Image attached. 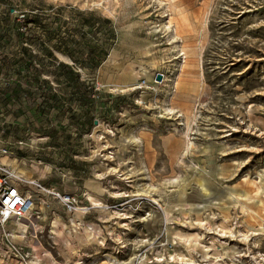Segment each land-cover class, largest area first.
Instances as JSON below:
<instances>
[{
	"label": "rangeland",
	"instance_id": "1",
	"mask_svg": "<svg viewBox=\"0 0 264 264\" xmlns=\"http://www.w3.org/2000/svg\"><path fill=\"white\" fill-rule=\"evenodd\" d=\"M181 19L173 36L167 27ZM144 70L173 80L172 95L164 83H143ZM93 86L95 98L87 94ZM72 99L77 105L66 106ZM166 109L181 118H161ZM96 121L114 136L100 141ZM0 136L19 142L12 153L28 177L83 203L88 181L110 190L111 219L129 218L106 225L112 236L94 247L105 255L97 264H191L190 255L206 264L189 245L200 240L183 223L190 219L249 232L254 257L241 260L245 246L235 237L208 244L211 261L264 263V193L261 207L244 210L228 199L253 195L248 180L264 186V0H0ZM125 140L137 143L126 144L127 153L119 148ZM201 178L217 188L210 202L226 209L207 201L201 217L181 212L205 204ZM165 205L176 223L165 221Z\"/></svg>",
	"mask_w": 264,
	"mask_h": 264
},
{
	"label": "built area",
	"instance_id": "2",
	"mask_svg": "<svg viewBox=\"0 0 264 264\" xmlns=\"http://www.w3.org/2000/svg\"><path fill=\"white\" fill-rule=\"evenodd\" d=\"M158 75L163 83L164 74L157 73L156 79ZM166 111L161 118L173 115ZM18 144L0 136V264H97L105 255L97 257L101 252L93 250V234L101 230L102 247L112 236L111 226L106 225L125 219L121 215L115 219L99 217L95 223L89 220L96 208L88 192L83 203L82 195L62 192L39 178L28 177L18 165L19 157L12 153ZM106 207L110 212L108 204Z\"/></svg>",
	"mask_w": 264,
	"mask_h": 264
},
{
	"label": "bare ground",
	"instance_id": "3",
	"mask_svg": "<svg viewBox=\"0 0 264 264\" xmlns=\"http://www.w3.org/2000/svg\"><path fill=\"white\" fill-rule=\"evenodd\" d=\"M184 20V19H183ZM183 20L181 19V20H179V21H177V23H176V26L173 28L172 27V24L170 23L169 25H168V30H170V32H171V34L173 35V36H176V34L178 33V31H179V28L181 29V27H182V24L184 23L183 22ZM153 32H157V30L156 29H154L153 30ZM147 52H151L150 50H148ZM180 55V54H179ZM181 56H182V54H181ZM186 62H187V60H186V57L184 56V60H183V63L181 64V67H183L184 69H185V67L187 66L186 65ZM153 66H154V63L152 64ZM183 68H182V70H183ZM187 69V68H186ZM188 70H189V66H188ZM133 71V70H132ZM133 73H135L134 71H133ZM157 73H159V72H157ZM157 73L155 72V73H153V74H151L150 75V72H147V70H144L143 71V73H142V75L144 76H147L146 78H147V81H145V84L148 86V87H150V86H153L154 88H157L156 86L157 85H160V84H162V82L160 83V81H158L157 79H156V75H157ZM135 75H136V73H135ZM139 74H137V76H138ZM155 75V76H154ZM139 77V76H138ZM164 79H165V81L163 82L166 86H167V88H168V95H172L171 94V85H172V81L173 80H170L167 76H166V74H164ZM162 110H164V109H162ZM169 112L171 113V114H178V111H176V110H169ZM181 116H182V114H178V117H180L181 118ZM177 117V116H176ZM97 124V123H96ZM143 130H146V129H143ZM94 132V131H93ZM92 132V133H93ZM95 134L96 133H98L99 135H100V141H102L104 138H106V137H104L103 136V134H107V135H112V136H114V133L111 131V130H108V129H106L105 127H104V125H103V123L102 122H99L98 123V125H96V127H95V132H94ZM94 134V135H95ZM205 135H209V134H205ZM92 136V135H91ZM96 139V138H95ZM169 139V138H168ZM94 140V139H93ZM97 140H99V139H97ZM136 141H139L138 139L136 140ZM135 144V141H133V142H131V141H121V145L119 146V148H120V150H122V151H124L125 153H127V151H126V144ZM108 143H106V145H107ZM137 144V143H136ZM135 144V145H136ZM143 144V143H142ZM96 145V144H95ZM98 145V144H97ZM105 145V144H104ZM103 145V146H104ZM109 145V144H108ZM103 146H102V148H103ZM138 146V145H137ZM100 148H101V146H100ZM101 148V149H102ZM110 148V147H109ZM139 148H140V146H139ZM194 148H196V143L195 142H193V141H189V143H188V145H187V149L188 150H190V152H192V150L194 149ZM105 148H103L102 149V151L104 150ZM106 149H108V147L106 148ZM98 150H99V148H98ZM97 150V151H98ZM141 151V150H140ZM99 152H100V150H99ZM109 152V151H108ZM107 152V153H108ZM119 152V154L121 153L120 151H118ZM117 154V153H116ZM96 155V154H95ZM104 155V154H103ZM106 156V155H105ZM111 156V155H110ZM104 157V156H103ZM113 157V156H112ZM110 157L108 156L107 157V159H109ZM105 159H106V157H105ZM108 161H110V160H108ZM124 163H126V162H124ZM123 163V164H124ZM49 164V163H48ZM127 164V163H126ZM107 165V164H106ZM142 165H144V163L142 164ZM108 166V165H107ZM146 165H144V167H145ZM53 167V166H52ZM105 167V166H104ZM109 167V166H108ZM46 170H50V167L49 166H46ZM114 173H118V170H116V171H114ZM48 174V173H47ZM105 175V174H104ZM119 177V176H118ZM100 179V178H99ZM127 179V178H126ZM141 179H143V178H141ZM146 180V179H145ZM126 181V180H125ZM132 182V181H131ZM178 182V181H177ZM198 185H199V187H200V190H201V193H203L204 194V196H205V204H203V205H200V204H198V205H192V206H188V205H186V207H184L183 208V206H182V210H181V212L182 213H184V214H186L187 213V211H194V212H196L197 213V215H198V217H201V215H202V213L206 210V209H208V208H210L212 205H214V206H218V205H222V206H220V207H222L223 209H226L223 205H224V202H220V203H214V204H212V199H211V202H210V198H211V196H213V194L216 192V190H217V188H212L211 186H212V184L210 185L209 184V180L206 178H201V179H198ZM248 183H253V184H255L256 185V192L253 194V195H250L251 193H249L247 190L245 191V190H243V194H238V195H233V194H231L230 196H229V194H228V199L229 200H231L233 203H237L240 207H242L243 208V210L244 209H246L248 206H246V204H252V205H255V206H257V207H261V205L263 204V200L261 199V196H262V194L264 193V186H263V179L262 178H260V181H258V182H254V181H251V180H248L247 181ZM86 187H87V190H88V198H89V200H90V202H91V205L94 207V208H96L97 209V211L100 213L99 214V216H100V218L101 219H105L106 218V216H111V214H110V212H109V210H108V208L106 207V203H105V199H104V196H105V193H107V192H109L110 190H108L107 188H103L102 187V185L100 184V183H98V182H96V181H88L87 183H86ZM215 187V186H214ZM114 190H116L117 188L116 187H112ZM151 188V187H150ZM149 188V189H150ZM140 189V188H139ZM198 189V188H197ZM142 191V190H141ZM119 192V191H118ZM144 192H148L147 190H144ZM218 193V192H217ZM120 194V193H119ZM122 194V193H121ZM138 194V193H137ZM136 194V195H137ZM147 194V193H146ZM148 194H150V195H153V194H151V192L149 191L148 192ZM110 195V194H109ZM115 195H117V194H115ZM139 195V194H138ZM184 195V194H183ZM183 195H182V197H183ZM225 195V194H224ZM112 196V195H111ZM118 196V198L119 197H121L120 195H117ZM129 196V195H128ZM221 196H223L222 194H221ZM138 197V196H137ZM156 197V196H155ZM185 197V196H184ZM116 198V197H115ZM221 198V197H220ZM153 199V198H152ZM166 199V198H165ZM204 199V198H203ZM227 199V198H226ZM162 200H164V199H162ZM161 200V201H162ZM220 200V199H219ZM223 200V199H222ZM151 201H153L154 202V204H158V205H160L159 204V201H157L156 199L155 200H151ZM160 201V202H161ZM167 201V200H166ZM207 201H209L210 202V204H211V206H210V204H208V205H206V203H208ZM164 202V201H163ZM201 203V202H200ZM227 203V202H226ZM165 204V203H164ZM186 204V203H185ZM236 204V205H237ZM234 205V204H233ZM161 206V205H160ZM228 206V205H227ZM226 206V207H227ZM162 207V206H161ZM213 207V206H212ZM219 207V206H218ZM249 208V207H248ZM112 209V208H111ZM163 209V214H164V217H165V221L168 223V224H170L172 221L173 222H175L176 223V221H177V219L176 218H174L173 217V214H172V212L166 207V205H165V208H162ZM178 211L180 210L179 208L177 209ZM209 211V210H208ZM250 211H253L254 212V214H256V212L254 211V209L253 210H250ZM150 212V211H149ZM186 212V213H185ZM120 213V212H119ZM136 213V212H135ZM118 214V213H117ZM152 214V213H151ZM189 214V213H188ZM121 216V215H120ZM135 217V216H134ZM133 217V218H134ZM115 218V217H114ZM117 218V217H116ZM122 218V217H121ZM124 219H127V218H129V217H123ZM143 218V217H142ZM139 220V219H138ZM140 220H143V219H140ZM185 220V219H184ZM187 220V219H186ZM191 220V219H190ZM189 220V222H187V221H183V223L184 224H187V225H189L190 226V230L191 229H194L195 231H197V232H199V234H200V240H195V244L193 245V247H192V244H189L190 245V247L191 248H196V246H199V248H200V252L202 253V256H203V258L207 261L206 262V264H237V263H235V261H234V259H229L231 262L230 263H228L227 262V260L228 259H226V258H221L220 259V261L219 262H217V260L214 262V261H211V257H210V254H211V248L208 246V244H212V242L213 241H216L217 243H219V246L220 247H223V246H225V244L227 243L226 241H225V239H228V238H234L235 239V237H237V238H240L239 240H241V241H243V245L245 246V250H243V252H244V254H243V256H240L241 257V260L243 259V257L244 258H248L247 257V255L248 256H255L253 253L254 252H252L251 250H253V249H251L250 248V246H248V242H249V238H250V235H249V232L248 231H244V230H242L241 229V227L242 226H239L238 228L239 229H237L236 231H234L233 229H227L225 226L224 227H218V226H216L217 228L216 229H214L213 228V226H212V222H213V220L214 219H197V221H195V222H193V221H190ZM145 221V220H144ZM143 221V222H144ZM164 221V222H165ZM178 221H180V220H178ZM128 222V221H127ZM140 222V221H139ZM158 222V221H157ZM224 222L225 223H228V221H227V219L226 220H224ZM117 223V222H116ZM156 223V222H155ZM160 223V222H159ZM121 224V223H120ZM123 224V223H122ZM141 224V223H140ZM179 225H180V223H178ZM182 224V223H181ZM238 224V223H237ZM125 225H129L128 223H126ZM125 225H122V226H120V227H123V226H125ZM157 225V224H156ZM166 225V224H165ZM184 226V225H183ZM114 227V226H113ZM119 227V226H118ZM227 227H228V224H227ZM246 227V226H245ZM165 228V227H164ZM248 228V227H247ZM246 228V229H247ZM125 229V228H124ZM235 229V228H234ZM168 230V229H167ZM181 230V229H180ZM214 231V232H213ZM218 232V233H217ZM116 233V232H115ZM123 233V232H122ZM188 233H190V232H188ZM61 234V233H60ZM118 234V233H117ZM237 234V235H236ZM258 234H254L253 236H257ZM15 236H16V238H18V236L15 234ZM87 236H90V234H88V231H87ZM101 236H102V232H101V230L100 229H98V232H95L94 234H93V236H92V238L94 239V243H96V244H99V245H102V241L100 240L101 239ZM124 238V237H123ZM118 239V238H117ZM183 240V239H182ZM122 241H123V239H122ZM184 241V240H183ZM189 241V240H188ZM232 241V240H231ZM234 241V240H233ZM121 242V241H120ZM162 242V241H161ZM137 243V242H136ZM153 243V242H152ZM121 244V243H120ZM214 244V243H213ZM148 245V244H147ZM161 245V244H160ZM228 245V244H227ZM250 245V244H249ZM127 246H128V244H127ZM153 246V245H152ZM143 247V246H142ZM173 247V246H172ZM122 249H124V248H122ZM230 249V248H229ZM137 250H138V248H137ZM232 250V249H231ZM140 251V250H139ZM153 251H154V249H153ZM240 252V251H239ZM260 252V251H259ZM231 253V252H230ZM190 254H192V253H190ZM260 255V254H259ZM108 256V255H107ZM106 256V257H107ZM262 256V255H261ZM142 257V256H141ZM146 257V256H145ZM144 257V258H145ZM177 257V256H176ZM175 257V258H176ZM257 257V256H256ZM162 258V257H161ZM185 258H187V257H185ZM262 258V257H261ZM177 259V258H176ZM218 259H219V257H218ZM258 259V258H257ZM143 260V259H142ZM251 260V259H250ZM255 260V259H254ZM263 260V259H262ZM144 261V260H143ZM147 261H148V259H147ZM158 261H160V260H158ZM172 261V260H171ZM177 261H179V263L180 262H185V259H181V258H179ZM186 261H188V262H190L191 264H201V263H199L196 259H195V257L194 256H192V255H190V258L189 259H186ZM174 262V261H173ZM255 262V261H254ZM258 262V261H257ZM128 263V262H127ZM252 263V262H251ZM103 264H122V263H120V262H118L117 260H112V259H110V260H108L107 262H105V263H103ZM177 264V263H176ZM183 264V263H182ZM239 264V263H238ZM255 264V263H254ZM258 264H264L263 263V261L261 262L260 260H259V262H258Z\"/></svg>",
	"mask_w": 264,
	"mask_h": 264
},
{
	"label": "crops",
	"instance_id": "4",
	"mask_svg": "<svg viewBox=\"0 0 264 264\" xmlns=\"http://www.w3.org/2000/svg\"><path fill=\"white\" fill-rule=\"evenodd\" d=\"M94 75H92V77H95V72L93 73ZM97 74V73H96ZM89 96H91V97H93V98H95V89H94V86H93V88H92V90L90 91V93H87ZM69 96L71 97V98H73V97H76L77 96V93H75L73 90H71V91H69ZM93 102V100L90 102V103H92ZM94 103V102H93ZM65 105L66 106H70V107H73L74 105H77V102H73V99L70 101V102H67V103H65ZM61 108H63V107H61Z\"/></svg>",
	"mask_w": 264,
	"mask_h": 264
},
{
	"label": "water",
	"instance_id": "5",
	"mask_svg": "<svg viewBox=\"0 0 264 264\" xmlns=\"http://www.w3.org/2000/svg\"><path fill=\"white\" fill-rule=\"evenodd\" d=\"M161 79H162V76H161V75H158V76H157V80H158V81H161Z\"/></svg>",
	"mask_w": 264,
	"mask_h": 264
}]
</instances>
